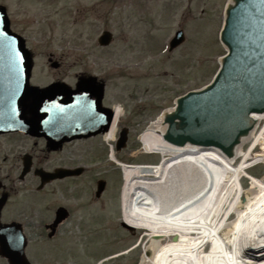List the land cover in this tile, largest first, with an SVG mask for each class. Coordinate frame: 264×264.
<instances>
[{
  "label": "rangeland",
  "instance_id": "1",
  "mask_svg": "<svg viewBox=\"0 0 264 264\" xmlns=\"http://www.w3.org/2000/svg\"><path fill=\"white\" fill-rule=\"evenodd\" d=\"M4 1L10 6L14 21L19 19L20 32L34 48L37 61L44 62L49 55L54 60L66 61L63 67L53 70L38 63L39 72L45 73H37L34 82L43 84L52 77H60L72 84L74 74L80 72L107 79L106 100L116 101L123 112L122 123L130 127L127 145L115 151L116 156L130 164L159 163L161 155L144 149L141 134L161 109L174 106L176 96L207 84L225 52L218 34L228 0H126L109 5L110 13L99 12L101 18L86 13L85 19L76 15L77 9L88 7L94 0L54 3L36 0L32 3L34 7L22 0L20 14L16 13L13 0ZM105 3L99 4L102 10L108 7ZM67 9L78 16L74 23L73 14ZM30 17L33 24L26 27L24 20ZM106 22L115 39L107 48H101L96 43V35ZM178 29L184 31L185 41L168 51V42ZM95 140L96 143H91ZM95 140L69 148L83 155L81 165L86 172L80 179L82 185L78 191L82 197L78 204L77 198L68 199L74 212L57 237L51 239L44 234L40 238L37 237L40 228L32 231L37 235L29 242L27 253L35 264H97L108 255L101 264H141L146 252V255L153 253L152 238L147 230L130 231L120 225L123 171L110 159L112 140L105 137ZM257 151L261 152L260 145ZM63 159L60 153L38 157L37 161L49 167L63 164ZM11 161L16 162L15 155L7 154L5 160L0 161V175L13 173V180L5 181L12 196L2 218L17 214V210L31 209L40 220L50 205V195L46 189L36 192V180L31 176L19 180L18 170L14 164L10 165ZM247 172L264 174V163ZM100 177L107 185L101 197L95 198V184ZM250 179L242 178L244 188L249 186ZM168 240L164 238L161 243ZM0 264L7 262L0 257Z\"/></svg>",
  "mask_w": 264,
  "mask_h": 264
},
{
  "label": "bare ground",
  "instance_id": "2",
  "mask_svg": "<svg viewBox=\"0 0 264 264\" xmlns=\"http://www.w3.org/2000/svg\"><path fill=\"white\" fill-rule=\"evenodd\" d=\"M250 116L252 129L226 151L169 142L163 137L167 123L158 117L140 140L161 161L127 165L116 159L123 169V221L147 230L154 246L141 264H264V175L247 172L252 163H264V123L255 133L264 113ZM105 136L111 138L112 130ZM246 175L251 179L244 188Z\"/></svg>",
  "mask_w": 264,
  "mask_h": 264
},
{
  "label": "water",
  "instance_id": "3",
  "mask_svg": "<svg viewBox=\"0 0 264 264\" xmlns=\"http://www.w3.org/2000/svg\"><path fill=\"white\" fill-rule=\"evenodd\" d=\"M16 40L23 58L29 60L23 40L20 37ZM220 40L227 53L221 58L213 80L201 89L178 97L176 107L162 114L167 123L163 135L167 141L180 145L186 142L215 145L226 151L252 129L254 120L247 114L264 112V0H230ZM182 41L179 31L170 47ZM25 85L21 100L26 102L23 107L31 114L40 109L38 103L42 99L63 91V85L58 83L45 89ZM32 102L36 103L31 106ZM122 138L124 145L125 135ZM104 185V181H99L97 196ZM2 204L1 201L0 208ZM59 210L55 224L66 215L63 209ZM123 225L132 229L125 222ZM0 234V254H5L10 264H30L24 254L26 242L19 225L0 223Z\"/></svg>",
  "mask_w": 264,
  "mask_h": 264
},
{
  "label": "flooded vegetation",
  "instance_id": "4",
  "mask_svg": "<svg viewBox=\"0 0 264 264\" xmlns=\"http://www.w3.org/2000/svg\"><path fill=\"white\" fill-rule=\"evenodd\" d=\"M15 2V10L17 14L21 13V2L22 0H13ZM31 1L33 0H27V3L30 5ZM126 0H94L88 7L80 10L83 14V19H85V14L89 13L92 16H96L97 18H101V15L99 12L110 13L111 9L110 6H115L118 2H122ZM2 3L5 2L4 0L1 1ZM106 2L105 4L108 5V7L102 10V7L99 6L100 3ZM6 3V2H5ZM7 4V3H6ZM7 8V7H6ZM7 10V9H6ZM79 11V10H77ZM28 19L24 20V25L28 27L30 25L31 20ZM21 23V22H20ZM108 23H104L102 26V31L108 30ZM9 26L12 29V31L21 34L19 29V19L12 18L10 15L9 19ZM3 64H6V62H2ZM43 63V62H41ZM56 65V68H61L66 63V61H56L54 62ZM14 65H17V62L11 63ZM36 61H33L31 71H30V79L32 80V76L36 73ZM43 64H48L51 66V62H44ZM55 68V67H54ZM0 73H9L11 74L12 71H1ZM77 75V74H75ZM32 77V78H31ZM8 79H12L11 77L1 79L3 81H8ZM99 81L104 82V98L102 100V105L104 107L112 108L113 102L106 100V90L107 88V79H104L102 77H98ZM51 81H54L52 79ZM57 81V80H55ZM114 98V97H113ZM56 121V120H54ZM64 121V120H63ZM8 127H14V125L9 126H2L0 127V161L5 160L7 157V154L9 155H15L16 156V162L13 163L11 161V166L13 167V164L18 170V174L16 177H18L19 180H24L28 176H31L33 180H36V192H42L45 189L47 190L49 196L48 202L50 205H47V210L45 216L42 218L39 217L40 220H37L35 218V215L33 214L31 209H25V210H17V214L5 217L2 219L3 223L12 222V221H18V223L21 224L23 227V230H25L26 237L28 240H33L34 237L37 235V232L32 233V231H35L36 228L41 229V233L37 235V237L43 236L44 234L49 237V232L52 231L54 228V235H57L59 230L61 228H64L67 223V219L61 221L56 226H53V222L56 219V211L59 207H65L68 210L67 218L72 216L73 210L70 208L68 204V199H74L77 198V204L82 197L81 194H79V188L82 185V181L80 180L82 176L84 175V172L82 174L72 175V176H66V177H56L54 179L49 180L42 188L38 189V185L40 183V178L37 177L35 174V169L37 168H43L47 171H55L59 168H77L82 167L81 162L83 160V155L80 152H74L70 151L71 145H77V144H84L86 143V140H92L96 139L98 136H102V134L93 135L87 138L81 137L77 139H73L70 141H64L62 144H59L58 142H49L48 137L49 135H46V133H41L42 131L40 129H34L32 128L33 133H23L21 131H18L16 129H4ZM3 130V131H2ZM48 136V137H47ZM59 137V136H57ZM57 144V145H56ZM62 154L63 164L58 165H52L49 167H45L42 165H39L37 158H47L50 155L54 154ZM42 154L43 157L40 156ZM24 163L27 165H30L29 171H27L25 174L22 175V169L24 167ZM47 166V165H46ZM84 167V166H83ZM85 171V169H84ZM13 180V173L7 172L3 176L0 175V196L2 194L7 195V199L9 200L11 198V188L8 186L7 182L5 181ZM82 216V215H81ZM80 216V218H81ZM27 229V231H26ZM53 235V236H54ZM36 237V238H37ZM55 237V236H54ZM50 238V237H49ZM53 238V237H52Z\"/></svg>",
  "mask_w": 264,
  "mask_h": 264
}]
</instances>
